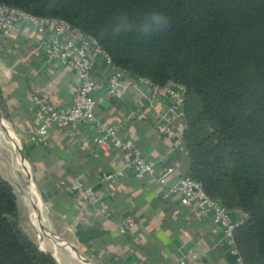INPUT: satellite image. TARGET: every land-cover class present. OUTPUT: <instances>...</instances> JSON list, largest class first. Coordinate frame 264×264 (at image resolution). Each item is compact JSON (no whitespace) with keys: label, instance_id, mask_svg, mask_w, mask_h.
<instances>
[{"label":"crops","instance_id":"0c3cea01","mask_svg":"<svg viewBox=\"0 0 264 264\" xmlns=\"http://www.w3.org/2000/svg\"><path fill=\"white\" fill-rule=\"evenodd\" d=\"M48 38L29 23L10 35L0 32V175L18 196L24 230L60 264H161L182 259L187 264H237L229 246L220 242L223 232L211 214L199 215L197 205L165 196L170 184L189 174L186 148L173 150L165 131L170 127L182 134L186 121L169 111L170 97L137 76L127 72L111 93L109 78L118 67L99 58L93 94L98 116L117 123L122 137L133 139L143 155L156 161L155 177H137L126 169L114 181L104 180V174L122 168L126 158L119 149L100 148L88 124L74 136L51 124L47 135L32 138L40 124L34 95L56 107L70 105L77 97L75 72L48 57ZM170 165L175 170L161 183L157 178ZM79 174L103 193L109 220L60 187V180ZM232 213L240 222L248 218L239 210ZM127 216L135 218L136 226L121 232Z\"/></svg>","mask_w":264,"mask_h":264},{"label":"trees","instance_id":"16d2710c","mask_svg":"<svg viewBox=\"0 0 264 264\" xmlns=\"http://www.w3.org/2000/svg\"><path fill=\"white\" fill-rule=\"evenodd\" d=\"M0 2L67 20L96 37L112 65L128 73L184 84L189 174L247 215L235 227L236 243L245 264H264V0ZM153 11L169 26L142 36L141 18ZM0 264H60L22 227L18 196L1 175Z\"/></svg>","mask_w":264,"mask_h":264},{"label":"built area","instance_id":"2783aa9c","mask_svg":"<svg viewBox=\"0 0 264 264\" xmlns=\"http://www.w3.org/2000/svg\"><path fill=\"white\" fill-rule=\"evenodd\" d=\"M24 23H29L37 33L49 35L44 43L48 57L59 59L73 69L78 85L75 101L64 107H56L42 97L34 95L35 115L40 120V124L34 130L32 138L38 140L47 135L51 124L64 127L70 136H74L81 125L88 124L94 131L93 139L100 148L103 150L119 149L126 158L123 167L105 173L104 180L114 181L122 176L126 169L132 170L137 177H155L157 175L156 161L143 155L133 139L122 137L117 123L102 119L97 114V99L93 94L97 85L94 66L99 58L112 64L110 55L100 46L97 38L72 26L63 18L34 15L0 2V32L10 35ZM126 73L125 69L118 68L111 74L108 84L111 93L117 91ZM138 79L148 84L153 91L170 97L169 111L174 116L185 118L186 86L184 84L169 81L165 85H158L142 77ZM165 132V137L173 140V150L185 147L182 134H175L170 127ZM174 170L175 165L168 166L157 179L165 184L168 175ZM60 187L66 192L73 193L81 206H92L103 216H111L103 193L88 185L82 174L76 175L69 181L60 180ZM165 196L178 198L184 204L197 205L199 215L211 214L223 232L220 242L229 246L230 251L236 257L237 264H245L234 235L235 227L240 221L233 216L232 210L206 192L201 181L190 174H183L176 182L169 185ZM134 224L135 218L127 216L120 225V229L127 232ZM161 264H187V260Z\"/></svg>","mask_w":264,"mask_h":264},{"label":"clouds","instance_id":"9594fccd","mask_svg":"<svg viewBox=\"0 0 264 264\" xmlns=\"http://www.w3.org/2000/svg\"><path fill=\"white\" fill-rule=\"evenodd\" d=\"M169 26V18L159 11L147 13L141 18V35L150 36L162 32Z\"/></svg>","mask_w":264,"mask_h":264}]
</instances>
